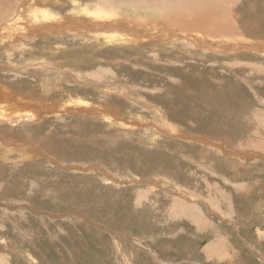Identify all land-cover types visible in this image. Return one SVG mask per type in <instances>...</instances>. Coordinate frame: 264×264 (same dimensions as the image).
<instances>
[{"label":"rangeland","instance_id":"rangeland-1","mask_svg":"<svg viewBox=\"0 0 264 264\" xmlns=\"http://www.w3.org/2000/svg\"><path fill=\"white\" fill-rule=\"evenodd\" d=\"M223 1L1 0L0 128L40 146H1L0 264H264V0Z\"/></svg>","mask_w":264,"mask_h":264},{"label":"bare ground","instance_id":"bare-ground-1","mask_svg":"<svg viewBox=\"0 0 264 264\" xmlns=\"http://www.w3.org/2000/svg\"><path fill=\"white\" fill-rule=\"evenodd\" d=\"M216 0H214V2H215ZM223 1V0H222ZM222 1L219 3V4H217L216 2V4L215 3H213L214 5H216L217 7H219L218 8V10H220V12H221V10L223 11L224 9H223V5H225V9H229L230 7H227V4H224V3H222ZM228 0H226V2H227ZM231 1H233L234 2V0H231ZM236 1H238L239 2V0H236ZM191 2V1H190ZM233 2H231V3H233ZM13 2L11 1V4H12ZM211 3V0L209 1V0H200V10L202 11V10H207L208 9V7L212 4ZM231 3H228L229 5L228 6H230V4ZM235 3H237V2H235ZM235 3H233V5L235 4ZM35 5V4H34ZM214 5H212L211 7L213 8V6ZM232 5V6H233ZM237 5V4H236ZM6 6V5H5ZM5 6H2V4H1V0H0V15H4V13L7 11H5ZM211 7H210V9H211ZM215 7V6H214ZM173 8V11H174V14H176V13H178L180 10H182L183 11V15L182 16H190V17H193V15H194V13L196 12V13H198L197 11H195V10H186L184 7H179L178 9L177 8H174V7H172ZM232 8V7H231ZM8 9V8H7ZM167 9H169V8H166V10ZM210 9H208V10H210ZM234 9V8H233ZM33 9H30L29 11H32ZM165 10V11H166ZM214 10H215V8H214ZM235 10V9H234ZM173 11H172V13H173ZM209 12V11H208ZM237 12V11H236ZM8 13V12H7ZM171 13V12H170ZM211 13H212V10L210 11V13H208V18L211 16ZM6 14V13H5ZM214 15L216 14V13H213ZM217 14H219V12H217ZM216 14V15H217ZM235 14V13H234ZM237 14V13H236ZM227 15V14H226ZM228 17V16H227ZM210 19V18H209ZM53 21H51V20H49V22H65L64 21V19H62V18H54V19H52ZM46 22H48V21H46ZM81 23V22H80ZM8 25H10L9 23H8ZM60 25V24H59ZM116 25H118V27H114V26H116ZM63 26H70V27H72V28H74L75 29V31H80V29H84L83 31H81V32H87V31H90V29L89 28H87L86 29V27H83V26H81V24H74V23H71V22H67V24H63ZM151 26V25H150ZM53 27V25H51L50 27H44V28H42V29H38L39 31H43V32H45V31H47V29H49V28H52ZM117 28H119V29H121V30H123V32H120V31H118L117 30ZM97 29L100 31V30H102L103 32H105V34L107 33V32H111V33H114V35L115 36H117V37H125V36H127V34H129V33H139V34H137V35H139L140 36V34L142 35V36H140V37H142V39L143 38H145V32L147 31L148 33L150 32V33H152L151 32V29H150V27L149 26H146V27H144L142 24H128L127 22H114V20L113 19H111V18H106L105 19V22H103V24L102 25H99L98 27H97ZM17 30L18 31H23V27H17ZM36 30V29H35ZM232 30H234V29H231V31ZM227 31H228V29L226 30V33H227ZM235 31V30H234ZM233 31V32H234ZM237 31V30H236ZM29 32V31H28ZM238 32H239V30H238ZM228 33H230V29H229V31H228ZM240 33V32H239ZM170 34H172V33H170ZM174 34H176V33H174ZM231 34V33H230ZM235 34H236V32H235ZM242 34H243V32H242ZM242 34H239V35H242ZM75 35H77V34H75ZM130 35V34H129ZM149 35V34H148ZM148 35H146V36H148ZM151 35V34H150ZM173 35V34H172ZM178 36H180L181 34H177ZM182 35H184L185 36V34H182ZM229 35V34H228ZM237 35V34H236ZM238 35V36H239ZM136 36V35H135ZM192 36V35H191ZM229 36H231V35H229ZM233 36H235V35H233ZM188 37V36H187ZM242 37V36H241ZM185 38H186V36H185ZM145 39H147V37L145 38ZM181 39V38H180ZM236 39V38H235ZM3 40V39H2ZM192 40H194V41H196V40H198L197 39V36L196 35H193V39ZM216 40H218V39H216ZM220 41H222V40H219V42ZM216 43H217V41H215ZM222 42H224V41H222ZM221 42V43H222ZM226 42V41H225ZM228 42H230V41H228ZM240 42H242V41H240ZM164 43V42H163ZM183 43V42H182ZM211 43V41L209 42V43H207L208 45ZM217 44H219V43H217ZM225 44V43H224ZM228 44V43H227ZM227 44H225V46L227 45ZM241 44V43H240ZM205 46H206V44H204ZM211 45V44H210ZM210 45H209V47H210ZM215 45V44H214ZM214 45H212L213 47H215ZM220 45V44H219ZM219 45H217V47L216 48H218V46ZM231 45H233L232 43H231ZM244 45H246V44H243L242 46H244ZM250 45V44H249ZM221 46V45H220ZM219 46V47H220ZM222 46H224V45H222ZM234 46V45H233ZM232 46V47H233ZM239 46V45H238ZM242 46H240V47H242ZM260 46V45H259ZM259 46H257V47H259ZM230 47V45L228 46V48ZM249 47V46H248ZM248 47H246V49L248 48ZM253 47V46H252ZM257 47H255V43H254V47H253V49H255V48H257ZM227 48V49H228ZM231 48V47H230ZM234 48V47H233ZM238 47H236V49H234V51L236 50V51H238V49H237ZM259 48H261V46L259 47ZM218 49H225L224 47L222 48V47H220V48H218ZM217 49V50H218ZM244 49H245V47H244ZM263 49V48H262ZM262 49L260 50L261 52H262ZM229 50H231V49H229ZM249 50V49H248ZM251 50V49H250ZM257 50V49H256ZM223 51V50H222ZM225 51V50H224ZM245 51V50H244ZM258 51H259V49H258ZM226 52V51H225ZM231 52V51H230ZM242 51H241V48H240V52H239V54L241 53ZM252 53V52H251ZM264 53V52H263ZM261 54V53H260ZM256 55V54H255ZM259 55V54H258ZM264 55V54H263ZM231 68V67H230ZM257 68H260V67H257ZM256 68V69H257ZM262 69H264V67H262ZM15 70V69H14ZM111 70V69H110ZM258 70V69H257ZM195 72V71H194ZM84 75V74H83ZM204 79V78H203ZM74 82V81H73ZM44 83V82H43ZM104 83V82H103ZM1 85V84H0ZM99 88H100V86H98ZM19 93H15V91L13 90L12 91V89L11 88H6L5 87V85H3V86H1V88H0V100H3V101H0V123H2V122H9L10 121V119L11 118H13L14 119V121L12 120L11 121V123L13 124L14 122H20L21 120V117H20V115L18 114L17 116H13V113H15L16 112V114H17V111H15V112H13L12 110H9V109H7L5 106H7V105H5L6 103H4V102H6V101H9L8 103L10 104V103H13V104H17V105H19L20 103V101H26L25 99H27V101L26 102H29V99H31L32 100V96H31V94H29L30 95V98H29V95H27V94H25L24 95V92H21L20 93V91H18ZM108 94V93H107ZM139 95V94H138ZM80 96V95H79ZM122 96V95H121ZM137 96V95H136ZM27 97V98H26ZM139 97V96H138ZM140 98V97H139ZM121 99V98H120ZM136 99V98H135ZM206 99V98H205ZM30 100V101H31ZM148 100V99H147ZM212 100H213V98H212ZM134 101V100H133ZM150 102V101H149ZM7 103V104H8ZM86 103V102H85ZM84 103V104H85ZM98 103V102H97ZM127 103V102H126ZM131 103V102H130ZM135 103V102H134ZM143 103V105L144 104H146V103H144V102H142ZM141 103V104H142ZM23 104V103H22ZM25 104V103H24ZM23 104V105H24ZM36 104H37V102H36ZM83 104V103H82ZM79 105L78 107H72V112H73V114L74 113H76V114H79V113H82V114H86V115H89L90 116V118L91 119H94L95 120V118H102V119H104L108 124H111V123H114V124H116V123H119V120H117V119H115V118H117V117H115V118H108V117H105L104 115L105 114H103L102 112L103 111H100L101 109L100 108H86L84 105ZM86 104H88V103H86ZM102 104V103H101ZM111 104V103H110ZM121 104V103H120ZM12 105V104H11ZM40 105V104H39ZM102 105H104V104H102ZM118 105V104H117ZM149 105V104H148ZM147 105V106H148ZM114 106V105H113ZM119 106V105H118ZM117 106V107H118ZM12 107H13V105H12ZM38 107V106H37ZM109 107V106H108ZM116 107V108H117ZM125 107V106H124ZM149 107V106H148ZM16 108V107H15ZM39 108V107H38ZM71 108V107H70ZM122 108V107H121ZM152 108V107H151ZM158 108V107H157ZM160 108V107H159ZM158 108V109H159ZM100 109V110H99ZM104 109V108H103ZM129 108H126V109H124V110H128ZM48 110V109H47ZM63 110V109H62ZM124 110L122 111V113L124 112ZM132 110V109H131ZM134 110H136V109H134ZM138 110V109H137ZM161 110V109H160ZM69 111V110H68ZM158 111V110H157ZM47 112V111H46ZM58 112V111H57ZM70 112V111H69ZM104 112H105V110H104ZM18 113H19V111H18ZM40 113V112H39ZM68 113V112H67ZM106 113H108V112H106ZM133 113V112H132ZM142 113V112H141ZM144 113V112H143ZM142 113V114H143ZM32 114V113H31ZM47 114H49V113H47ZM46 114V115H47ZM65 114V113H64ZM68 114H70V113H68ZM84 114V115H85ZM124 114V113H123ZM36 115V114H35ZM113 115V114H112ZM66 116V115H65ZM118 116H119V114H118ZM154 116V115H153ZM200 116V115H199ZM78 117V116H77ZM105 117V118H104ZM121 117H122V114H121ZM123 117H125L124 115H123ZM148 117V116H147ZM150 117V116H149ZM119 118V117H118ZM143 118V117H142ZM152 118H154V117H152ZM32 119H34V117L32 118ZM36 119V118H35ZM128 120H130V118H127ZM99 120V119H98ZM103 120V121H104ZM120 120H121V118H120ZM125 120V119H124ZM164 120V119H163ZM31 121V120H30ZM126 121V120H125ZM124 121V122H125ZM141 121V120H140ZM165 121H166V119H165ZM130 122V121H129ZM148 122V121H147ZM27 123V122H26ZM142 123V122H141ZM90 124V123H89ZM94 124V123H93ZM120 124H123V118H122V121H121V123ZM132 124V123H131ZM151 124V123H150ZM154 124V123H153ZM165 124V123H164ZM168 125H170L169 123L167 124V127H168ZM15 126V125H14ZM86 126V125H85ZM142 126V125H141ZM148 124H147V127L146 128H148ZM4 127H6V126H4ZM3 126L0 128V133L1 134H5L6 136H5V138H3V137H0V150L2 151L3 149H4V147L2 148L1 146L2 145H4V146H6V147H8L11 151H14V152H12V154H15V155H20V156H24V155H29V157H36L35 155L36 154H39L38 153V151H36L33 147H35L37 150H38V148L37 147H39L40 145H36V146H33V147H30V146H28V145H24L23 143L21 144V143H19L21 140L18 138V135L16 136V138H15V134L13 135V134H11L12 133V131L14 130L13 128H4ZM127 127V126H126ZM150 127V126H149ZM98 128V127H97ZM151 128V127H150ZM160 128V127H159ZM164 128V127H163ZM170 128V127H169ZM168 128V129H169ZM171 128H173L172 126H171ZM197 128V127H196ZM4 129V130H3ZM140 129V128H139ZM153 129H154V126H153ZM156 129V128H155ZM168 129H167V131H168ZM141 130V129H140ZM148 131H149V129H147ZM175 130V132H176V129H173V131ZM152 131V130H151ZM161 131H162V129H161ZM164 131V130H163ZM169 131H171V129L169 130ZM180 131V130H179ZM24 131H22V133H23ZM174 132V133H175ZM178 132V131H177ZM180 132H182V131H180ZM74 133V132H73ZM151 133V132H150ZM160 133V132H159ZM163 133V132H162ZM161 133V134H162ZM166 133V132H165ZM168 133V132H167ZM166 133V134H167ZM171 133H173V132H171ZM99 134V133H98ZM178 134V133H177ZM26 135V134H25ZM29 134H27V136H28ZM148 135H149V132H148ZM158 135V134H157ZM168 135V134H167ZM184 135H185V133H184ZM78 136V135H77ZM83 136V135H82ZM191 136V135H190ZM197 136V135H196ZM182 137V136H181ZM180 137V138H181ZM192 137V136H191ZM190 137V138H191ZM21 138V137H20ZM184 138V137H183ZM186 138V137H185ZM197 138V137H196ZM195 138V139H196ZM18 140L19 139V141L17 142V144L16 143H14L13 141H15V140ZM198 139V138H197ZM196 139V140H197ZM201 139H202V137H201ZM8 140H9V142H8ZM191 140V139H190ZM200 140V139H199ZM243 140V139H242ZM193 141V140H192ZM204 143H205V141H203ZM27 144V143H26ZM208 144V143H207ZM33 145H34V143H33ZM207 146V145H206ZM41 149V148H40ZM43 151V150H42ZM264 151V150H263ZM40 152H41V150H40ZM25 153V154H24ZM42 154V153H41ZM43 154H44V152H43ZM45 155V154H44ZM48 156V155H47ZM79 157V156H78ZM43 159H45V158H43ZM193 159V158H192ZM48 160V159H47ZM50 160V159H49ZM51 160H52V158H51ZM37 161H39V160H37ZM47 162V161H46ZM34 164H37L36 163V161H35V163L33 162V166H34ZM104 164V163H103ZM38 165V164H37ZM102 165V164H101ZM106 165V164H105ZM104 165V166H105ZM60 166V165H59ZM114 166V165H113ZM61 167V166H60ZM95 167V166H94ZM97 167V166H96ZM105 168V167H104ZM98 170V169H97ZM102 170H104V169H102ZM91 171V170H90ZM107 171V170H106ZM105 172V171H104ZM108 172V171H107ZM94 173V172H93ZM101 174V173H100ZM164 174V173H163ZM109 175V174H108ZM105 176H107V175H105ZM111 176V175H110ZM109 177V176H108ZM111 178V177H110ZM117 178V177H116ZM155 179V178H154ZM85 181V180H84ZM150 181H151V179H150ZM153 181V180H152ZM159 181V180H158ZM157 181V182H158ZM161 181H163V180H161ZM153 182H155V181H153ZM62 184V183H61ZM158 184V183H157ZM160 185V184H159ZM167 191V190H166ZM179 198V197H178ZM164 241V240H163ZM68 247V246H67ZM115 251H117V250H115Z\"/></svg>","mask_w":264,"mask_h":264}]
</instances>
